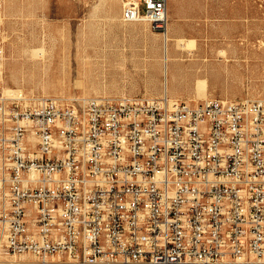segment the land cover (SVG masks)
<instances>
[{
  "label": "built area",
  "instance_id": "2783aa9c",
  "mask_svg": "<svg viewBox=\"0 0 264 264\" xmlns=\"http://www.w3.org/2000/svg\"><path fill=\"white\" fill-rule=\"evenodd\" d=\"M120 18L165 33L168 0H125ZM3 38L0 23V60ZM0 252L19 256L9 264H264V98L0 94Z\"/></svg>",
  "mask_w": 264,
  "mask_h": 264
},
{
  "label": "rangeland",
  "instance_id": "374dc122",
  "mask_svg": "<svg viewBox=\"0 0 264 264\" xmlns=\"http://www.w3.org/2000/svg\"><path fill=\"white\" fill-rule=\"evenodd\" d=\"M1 2L2 95L264 98V0H168L163 34L123 0Z\"/></svg>",
  "mask_w": 264,
  "mask_h": 264
},
{
  "label": "bare ground",
  "instance_id": "6f19581e",
  "mask_svg": "<svg viewBox=\"0 0 264 264\" xmlns=\"http://www.w3.org/2000/svg\"><path fill=\"white\" fill-rule=\"evenodd\" d=\"M125 0H123L124 2ZM122 2V4H123ZM143 21V20H142ZM163 34V33H162ZM166 40V39H165ZM4 92V91H3ZM5 93L8 95V97H12L14 95H18L20 93V90H16V89H13V90H7L5 91ZM162 97H166V96H162ZM81 98H85V97H81ZM168 98V97H167ZM170 99V98H169ZM172 100V99H170ZM29 137L30 138H34V135L33 133H29ZM157 184H166V177H157ZM8 257V258H7ZM19 259V256L18 255H9V256H6V258H4L3 260L1 259V263L3 264H9L15 260H18Z\"/></svg>",
  "mask_w": 264,
  "mask_h": 264
},
{
  "label": "crops",
  "instance_id": "0c3cea01",
  "mask_svg": "<svg viewBox=\"0 0 264 264\" xmlns=\"http://www.w3.org/2000/svg\"><path fill=\"white\" fill-rule=\"evenodd\" d=\"M170 72H171V70H170Z\"/></svg>",
  "mask_w": 264,
  "mask_h": 264
}]
</instances>
